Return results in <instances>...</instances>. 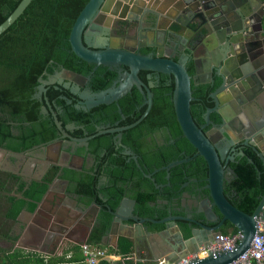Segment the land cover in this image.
<instances>
[{
	"label": "trees",
	"instance_id": "1",
	"mask_svg": "<svg viewBox=\"0 0 264 264\" xmlns=\"http://www.w3.org/2000/svg\"><path fill=\"white\" fill-rule=\"evenodd\" d=\"M21 1L0 0V24L12 14ZM89 1L33 0L24 14L0 36V147L23 152L47 143L59 135L60 130L53 114L42 113L43 105L47 106L48 110L54 109L64 129L68 124L74 123L77 129L68 133L78 138L95 135L100 126L133 124L144 114L147 105L144 104V97L137 88H133L132 92L118 102L103 104L88 111L77 109L75 104L79 97L63 87L49 85L43 95V101L35 97L40 78L48 79L62 69L91 76L89 88L92 92L110 88L118 77L117 70L106 66L94 69L95 64L80 59L72 51L70 34L73 25ZM147 73L141 72V78L146 80ZM169 77L172 76L162 74L157 85L151 88L154 95L153 107L148 116L136 127L123 133V144L139 155L143 170L134 160L128 162V157L122 154L123 148L115 144L114 134L99 135L90 141L91 152L98 162V171L95 175L89 174L83 181L82 193L96 199L104 208L102 223L90 239L91 244H101L112 219L110 210H116L128 194H132L135 199L137 214L140 217L161 220L170 215L168 206L159 207L157 204L151 205V202L161 197L172 203L174 197H180L183 190L189 189L183 185L190 179L197 180L196 184L190 183L191 188L192 185L204 187L207 184L208 163L202 156L196 155L198 150L183 135L173 103L175 81L170 82ZM217 86L219 82L214 87H195L192 84L193 96L204 98L202 106L195 101L191 103L195 122L197 119L203 121L207 108L213 107L208 93ZM65 97L72 100V103L69 104ZM213 117L217 121L220 119L217 114ZM12 128L17 132V136L12 133ZM159 130L164 132L165 144L158 148L156 155H147L142 147L147 145V137H153ZM171 139L174 140L173 143H170ZM103 152L105 155L101 156ZM244 152L245 156H240L229 164L236 177L232 182L226 183L225 194L237 208L253 214L264 195V164L253 148H245ZM186 158L190 160L175 166L169 172L162 169L171 162ZM56 171L55 168L42 181H33L27 188L22 177L0 172V238L9 236L12 224L24 209L35 211ZM70 173L76 174L72 171ZM145 173H153V179L147 178ZM101 174L108 177L111 185L106 191L105 188L99 189L97 186ZM8 181L11 182V188H8ZM12 181L18 186L15 192ZM104 191L109 198L106 203L100 198ZM11 193L22 194L25 198L12 196ZM204 193L207 195L209 191L205 190ZM179 224L186 230V236H190L191 228L183 221ZM227 226L232 230H223V235L238 232L229 222ZM162 227L163 225H157V229ZM120 245L117 251L119 255L131 254L128 241H123ZM7 258V264H81L83 260L71 258L66 263L64 260L59 261L60 263H46L44 259L36 258L31 262L26 260L21 252ZM100 264L110 263L102 261Z\"/></svg>",
	"mask_w": 264,
	"mask_h": 264
},
{
	"label": "water",
	"instance_id": "2",
	"mask_svg": "<svg viewBox=\"0 0 264 264\" xmlns=\"http://www.w3.org/2000/svg\"><path fill=\"white\" fill-rule=\"evenodd\" d=\"M32 1L33 0H22L19 3L12 14L0 24V36L24 14ZM190 1L191 0H90L80 12L73 25L70 34L72 51L80 59L95 64L96 67L106 66L111 70L117 69L122 81H116L113 86L106 90L92 92L90 89L84 88L88 82H90L91 76H83L71 70L62 69L48 79L40 78V85L38 86L36 98L43 101V95L47 92V85L57 83L59 86L69 89L80 98V102L75 104L77 109L87 111L99 105L118 102L122 97L130 93L134 86L138 87L144 94V89L148 91L146 102L148 106L140 119L126 127L108 130L99 129L98 133L95 135L97 136L108 132H122L131 129L140 124L150 113L153 106V93L140 79V71L146 70L174 76L175 89L173 92V103L178 123L180 124L184 137L198 150L197 155L202 156L206 160L209 168L207 184L201 188L202 191L208 190L209 193L193 213L195 216L201 217L203 221L207 222V225L203 224L201 227L208 231L213 230L210 225L217 224L214 228L215 237L207 243L205 247L214 241L218 235L223 234L220 228L225 222H229L238 232L242 233V238L232 250L212 252L205 257L197 256L190 260L188 264H233L250 249L257 233L259 220H264V195L253 214H248L231 203L230 199L225 194V188L226 183L230 180V174H233L234 171L226 168L227 151L231 146L237 145L239 140L231 141L228 147L221 149L215 144V138L212 137L211 134L205 133L202 128L197 125L191 112V103L194 100L192 95L193 79L185 66V59H180L179 61L166 56L165 44H162L163 37L166 39L167 35H169L168 37L178 40L179 37L183 36L182 31L185 23L181 15H185L187 11L192 10ZM201 1L204 2L202 4L203 10H193L192 13L188 12L190 14L188 16L189 25L193 29H190V31L195 34V38L199 40L200 44L202 43L207 46L208 56L211 54L212 57H214L213 63L218 67L221 60L225 59V57L229 56V58H231V56H236L234 51L228 52L225 56L219 49L226 48L227 46L228 48L231 46L232 48H238L240 45L242 47L244 43L248 41V28L250 27V23L253 22L251 13L255 12L257 9V6L253 2L255 1L261 6L263 17L264 1L237 0L238 4L236 7H227L224 0ZM155 2L161 4L162 9L156 8V6H154ZM168 7H175L178 11L177 15L167 13ZM165 17L170 18L171 21L169 20L170 24L166 31H163L165 35H162L161 38L160 32L158 31L162 29L164 19H166ZM142 20L149 22L150 25V27L145 28V31L149 34L148 39L157 41V43L154 42L149 45L156 49V55H144L139 52L137 41L133 46H129L124 44V40L120 39L119 36L115 35L116 29H119L122 24H125L123 29L131 30L133 25L139 26ZM259 22L261 23L262 35H264L262 18ZM146 36L142 34L141 38H146ZM135 37H138L137 34ZM186 38L187 41L190 39L189 37ZM255 48L251 49L254 50ZM194 51V49L189 48V55L187 57L189 58L192 55V57L198 61L199 56L196 57L197 54L195 55ZM260 51L261 52L256 51L255 55L258 56L260 53L262 54L264 48ZM239 57V62L243 65L248 58L246 47L242 49ZM260 59L256 62L253 61V64L248 61L246 63L247 65H244L246 66V70L244 69L243 72L241 68H239L238 73L233 76V79L237 81V83L228 86L231 81L226 79L225 84L221 88V90L230 89L235 95L239 93L242 95L245 92L251 96V100H255V102H250V98L242 97V99H238L240 107H247L246 103L252 105L256 103V106L260 105L264 109V74L258 69L260 62L264 64V58L261 57ZM213 63L208 61L209 71H211ZM241 63H239V65ZM122 66L129 67V71L123 72L122 69H119ZM202 70L200 66H196V76L194 80H196L198 84L209 83L211 80H204L202 77L198 82L197 79L199 75L201 76ZM249 72H255L258 76L255 74H251L254 76H249ZM209 77H211V72ZM45 99L47 100V98ZM65 99L69 104L72 103V100H69L67 97H65ZM240 107L238 109V114L241 113L242 117V109ZM42 111L47 113V107L43 106ZM213 111H215V109L208 110V123H211L210 114ZM120 112H122L121 109ZM217 112L222 116L225 123L221 131L228 135L231 134L230 130L242 134L244 145L252 147L261 157L264 164V120L262 122L254 121L253 124L247 122L245 125L242 121L239 122V117L235 119L236 122H231L232 119L230 116L232 115L228 113L229 111L217 110ZM53 115L57 127L64 132V137L70 138L74 146L79 145L87 147L89 140L95 137L90 136L81 140L71 139L66 131H64L62 123L57 118V114L53 113ZM66 129L73 130L75 126L68 125ZM119 137H122V134H119ZM6 153L18 157L25 156L24 153H14L0 147V156ZM242 155H244V153H242ZM82 160L84 161L85 159L83 158ZM184 162H186V160L174 161L163 169L169 172L172 168ZM147 177H152V175H147ZM167 177L168 179L170 178L169 173ZM48 194L49 191L46 195ZM44 200L45 197L40 203H37V208L33 213L23 211L18 218V222H21L22 216L25 213L31 214L33 217L36 215V217H38V215L44 213L41 206ZM128 200L129 198L126 196L116 210H110L112 219L109 226V234H117V230L120 224H122L121 222L130 219L136 222L137 225L135 228L138 230L144 228V223L147 221L153 223H175L178 219H184L191 223H195V219L192 215L188 217L169 215L161 220H157L140 217L138 214H134L133 211L132 216L123 218L121 215V208ZM132 203L135 205V200L132 201ZM96 206L97 203H93V207ZM82 211L85 212L86 208H82ZM50 219L51 218L47 217V221L50 222ZM85 219H88V217L85 216ZM91 220L95 223L97 215L93 216ZM195 233L196 230H193V235ZM176 240L178 244L173 246V249L179 252V248L184 241L181 233L178 234ZM133 243L134 248L137 249V240L133 239ZM198 252L199 250H196L194 254ZM183 259L186 258H168L156 264H176Z\"/></svg>",
	"mask_w": 264,
	"mask_h": 264
},
{
	"label": "flooded vegetation",
	"instance_id": "3",
	"mask_svg": "<svg viewBox=\"0 0 264 264\" xmlns=\"http://www.w3.org/2000/svg\"><path fill=\"white\" fill-rule=\"evenodd\" d=\"M260 1H264V0H260ZM237 2H238L237 0H224V3H226L227 7H236L238 4ZM190 3H191L192 10L187 11L185 15H181V17L183 18V22L185 23V26L183 27V31H182L183 33L182 34H183L184 38L189 37L190 39L186 42H181V41H178L177 39H173L172 37H168L169 35H167L166 39H164V37H163L162 44H165L164 47H165L166 56L172 57L174 60H179V61H180V59H182V60L186 59L185 66H186L189 74L191 75V77L193 79L192 84L195 87H199L201 85H210L211 87H214L219 82V86H217V88L215 90L208 93V98H209L210 102L213 103V107L207 108L206 112L203 115V121L201 119H197L198 121L196 123L199 127L202 128V130L205 133H209V134H211L212 137L215 138V144L221 149L228 147V145H230L231 141L239 140V143L237 145L231 146L230 149L227 151L226 168L232 169L229 165L230 162H234L240 156H245L244 150H245V148H248V146L244 145V143H243L244 140L242 139L243 138L242 134H239L237 132H234L233 130H230L231 134L228 135L226 133H223V131H221L223 129L225 123L223 121L222 116L217 112V110H222L225 112L229 111L228 113L230 115H232V116H230V118L232 119L231 122H236L235 119H237L239 117V119H238L239 122L242 121L243 124L246 125L247 122H249L251 124H253L254 121L255 122H262L264 120V109L260 105L256 106V103L255 104L253 103L254 105H252L250 103H246L247 107H245V108L240 107V104L238 103V99H242V97L243 98H250L251 96H249L245 92L242 95L240 93L235 95L232 90H230V89L221 90V88L225 84L226 79L231 81V83L228 84V86L231 84L237 83V81H235L233 79V76L238 73L239 68H241V70L244 72V69L246 70V66H244V65H247L246 63L248 61H249V63L253 64V61L256 62L261 57L264 58V51L262 52V54L260 53V55H258V56L255 55L256 51L261 52L260 50L264 48V35H262L261 23L259 22V20L262 18V22H263L262 25H263V31H264V16L262 17L263 13L261 11L262 10L261 6H259V4L254 1L253 3L257 6V9L255 12L251 13V18H252L253 22L250 23V25H249L250 27L248 28V30H249L248 41H246L242 47H241V45L238 48H232V46L228 48V46H227L226 48L219 49V51L221 53H223L225 56L230 51H234V54L236 56H234V57L231 56V58H229V56L225 57V59L221 60L220 65L218 67H216L213 63L214 57H212L211 54H209L210 56H208L207 46L203 45L202 43L200 44L199 40L197 38H195V34L190 31V29L191 30H193V29L189 25L188 16L190 14L188 12L192 13L193 10H203L202 4L204 2L201 0H191ZM157 5H158V3L155 2L154 6H157ZM263 6H264V3H263ZM156 8L162 9V6L160 8L159 7H156ZM169 14L173 15L171 12ZM165 18L166 19H164V22L162 25L163 27L160 30L162 35H165L163 33V31H166V29H167V27L171 21L170 18H167V17H165ZM242 22H243V19H242ZM141 25H143V26H141ZM124 27H125V24H122L119 29L118 28L116 29L117 31L115 34V35L119 36L120 39L124 40V44H127L129 46H133L134 43L137 41V46L139 48L140 53H142L144 55H147V54L156 55V49L153 47H150L149 45L154 43V42L157 43V41H153V40L148 39L149 34H148V32L145 31V28L150 27L149 22L142 20L141 24L139 26L133 25V27H132L133 29L131 28V30L123 29ZM141 27H143V29H141ZM136 34L138 36L137 38L135 37ZM142 34H144L145 36L147 35L146 38L142 39L141 38ZM186 40H187V38H186ZM245 47H246V53H247L248 58H247V61L242 65V63L239 62V60H240L239 56L241 55L242 49ZM189 48L195 50L194 53H195V55L197 54L196 57L199 56L198 61H196L195 58L192 57V55L189 58L187 57L189 55ZM251 48H255V49L253 50ZM171 52L172 53L174 52V54H171ZM181 55H183V56H181ZM208 61L213 63L211 71L208 70ZM239 63H241V64L239 65ZM197 65L203 69L201 71V76L199 75V77L197 79L198 82L200 81V78L202 77V78H204V80H207V79L211 80L209 83H200V84L196 83L197 81L194 80V77L196 76V66ZM213 66H214V68H213ZM96 68L97 67H95L94 69H96ZM119 69H122L123 72L129 71V67H127V66H122ZM258 69H259V71L263 72V74H264V64L262 62H260ZM141 72H148L145 76L146 80L141 78V76H140ZM210 72H211V77H209ZM249 74H250L249 76H254L251 74H255L256 76H258L255 72H252V73L249 72ZM161 75H162V73L159 74L157 72H151V71H146V70H142L139 72L140 79L150 89V91H151V88L155 87L157 85V83L160 81ZM165 75H167V74H165ZM170 76H172V75H170ZM172 80H174V76L169 77V81L171 82ZM116 81H120V82L122 81V79H120L119 72H118V77L116 78L114 83ZM52 85H55L57 88L63 87V86H59L57 83L52 84ZM47 86H49V85H47ZM63 88H65V87H63ZM84 88L90 89L89 88V82ZM133 88H137L139 90V92L144 97V104L147 105L146 102H147L148 91L146 89H144V92H145V94H144L143 92H141V90L138 87L134 86ZM133 88H132V90H133ZM132 90H131V92H132ZM263 93H264V91H263ZM192 95H193V89H192ZM35 97H36V95H35ZM153 97H154V95H153ZM263 98H264V95H263ZM201 99L194 97L193 101L197 102L198 105L202 106L203 105L202 101H204V98H201ZM251 101L255 102V100H251V98H250V102ZM78 102H80V98H78ZM239 107L242 109V117H241V113L238 114ZM209 109H215V111H213L210 114L211 123L207 122V113H208ZM50 112L52 114L56 113L54 111V109H52V108L50 110H48L47 113H44L42 111V113L45 115L49 114ZM216 114L220 118L219 121H217L213 117ZM122 117H123V119H125L124 115ZM15 125H18V123H15ZM68 125H74L75 129H77V126L74 123H71ZM66 127H65V129L63 127V129L71 137V139H80L81 140V139L90 137V136H87L84 138L74 137L70 133H68V131H74L75 129L67 130ZM120 127H126V126H117V127L100 126V127H98V131H99V129L108 130V129H116V128H120ZM128 130H130V129H128ZM125 131H127V130H124L122 132H111V133L108 132V133H104V134H114L113 140L118 147L123 148L122 154L124 156L128 157V162L134 160L136 162L137 166L140 169H142L141 164L139 162V155L137 153H135V151H133L131 148L125 146L122 142L123 133ZM12 133L14 134V136L18 135L14 128H12ZM119 134H122V137H119ZM95 135H91V136H95ZM100 135H103V134H100ZM97 136H99V135H97ZM97 136H95V137H97ZM93 139H91V140H93ZM91 140H89V144L87 147L79 146V145L74 146L73 145L74 143L70 140V138L64 137V132H62L60 130L59 135H57L53 140H51L47 143H42V144L36 145V146H34L30 149H27L23 152H17V153H24L25 154L24 157L13 156V155L8 154V153L4 154L3 156H0V172H6V173L8 172L10 174L22 177L24 182L27 184L26 188L33 181H42L48 173H50L52 170H54L56 168L57 169L56 174H55L52 182L49 183V186H48L46 193L42 197V199L45 197V200L42 202L41 206H43V204L46 201H48L49 198L51 197V199H53L54 202L58 203V205L60 203L66 202V201H72V202H76L77 205H80L82 208H86L87 211H85V212L82 211V212L85 214L86 217H88V219H85V217H84L83 220L85 221L84 223L86 224V229H88V230L91 229L90 239L93 237L95 230L101 225L102 215L104 212V208L102 207L101 204L97 203L96 199H92V198H90V196L86 195L85 193H82V192H84L83 191V181L86 179V177L89 174L95 175L98 171L97 159H96L95 155L91 152V149H90V141ZM146 140L148 141V143H147V145H144L142 147L143 151H145V153L147 155H156L158 153L157 152L158 148L165 144L164 132L161 130L156 131L154 133L153 137H147ZM173 142H174V140L171 139L170 143H173ZM1 148H4V147H1ZM4 149L15 153V151H12L10 149H7V148H4ZM242 153H244V155H242ZM104 155H105V152H103L101 154V156H104ZM83 158L85 159L84 161L82 160ZM181 160H186V162H187L190 160V158L181 159ZM186 162H184V163H186ZM70 171L75 172L76 174H71ZM156 171H158V170H156ZM147 175H152V177H147ZM145 176L147 178L153 179V173H145ZM229 177H230L229 178L230 180L228 182H232L236 177L235 171L233 174H230ZM192 180H196V179H190L186 184H184L183 187L189 188V189L183 190L180 197H174V199L171 201L172 203H170L169 200L162 199L161 197H159L155 202H151V205L157 204L159 207L168 206V209L170 210V215H173L176 217H188V216L192 215L193 218L195 219V223H191V222L184 220V219L176 220L178 224L180 221H183L188 226H190V228H191L190 237L193 234V230L205 229L201 226H203V224L207 225V222L203 221L201 217L195 216V214H193L194 211H196L197 207L200 206V203H201L200 201H202L206 197V194L204 193V191L201 190V188H202L201 186H198V185L193 186L192 185V188L189 187L190 183H194V184L197 183V180H196V182H193ZM10 183L11 182L8 181V188H11ZM12 184H13V191L15 192L18 189V186L14 185L13 181H12ZM97 186L99 189L105 188V191L107 189H109V187L111 185L109 183L108 177L101 174ZM157 187H160V186H157ZM48 191H49V194L46 195ZM105 191H104V193L100 194V198L106 203L109 198H108L107 194L105 193ZM7 193L8 192H6V194ZM0 195H1V192H0ZM10 195L17 196L18 198H21V199L25 198L22 194L11 193ZM128 196H132V194H130V195L128 194ZM188 196H190V197H188ZM192 198H193L194 203L191 204L189 202V200L191 201ZM42 199L40 201H38V203H40L42 201ZM197 201H199L198 206L195 205V203ZM95 202L97 203L99 210H95V208H93V203H95ZM134 207H135L134 213L137 215V203H136V201H135ZM88 209H90L91 211H88ZM23 211L33 213L31 211H28L27 209H24ZM52 211H53V208H52ZM21 213H20V215H21ZM70 213L72 214L71 211H70ZM60 214L61 213H57V212L53 213L52 212V213H50V216H48L49 218H51L50 222L47 221V219L44 220L48 224V227H47V225H46V227L48 228V230L51 233L53 232L56 234V232H58V233L64 232L63 230L66 229L67 225L63 229L62 225L59 224V222H61V221H59L60 220L59 217L61 216ZM68 215H69V213H68ZM96 215H97V220L95 221V223H93V220H91V219L93 218V216H96ZM23 216H22V218H23ZM68 217H70V216H68ZM89 218H91V219H89ZM84 223H83V221H81V222H79V225L84 224ZM69 224L70 223H68V226H69ZM20 225H21V223L18 222V219H17V221L12 224V228H11V231L9 232V236L6 238H0V257L11 256V255H14L16 252H21L20 249H18V248H20L23 244H25L26 241H25L24 236H23L25 231L23 230V227H21ZM179 226L181 227L180 224H179ZM210 226L213 229L210 232L214 233V228L217 226V224H213ZM47 228H45V229H47ZM225 229L232 230L231 227L227 226V222H225V224L220 228L221 231H223ZM31 232L36 234V236H35L36 238L44 236L43 231L41 232V230H34L31 228H28L26 230V234H28V235H32ZM107 233H109V228H108ZM181 235H182V237L184 236L185 238H188V236H186V230L182 227H181ZM45 237H46V235H45ZM177 238H178V235H177ZM71 240H70V238H68V239L63 238L61 240V243H59V245H58V241H57L56 242L57 248L58 249H60L61 247H62V249L67 248L68 244L66 241H71ZM183 240H184V238H183ZM52 241H55V240H52Z\"/></svg>",
	"mask_w": 264,
	"mask_h": 264
},
{
	"label": "crops",
	"instance_id": "4",
	"mask_svg": "<svg viewBox=\"0 0 264 264\" xmlns=\"http://www.w3.org/2000/svg\"><path fill=\"white\" fill-rule=\"evenodd\" d=\"M156 7L160 8L161 4H158ZM170 12L173 15H177V9L175 7H168L167 13ZM141 29H143V27H141ZM158 32H160V37H162L161 31ZM178 41L186 42L187 40L184 38V36H181L179 37ZM171 54H174V52H171ZM128 198L129 200L126 201L121 208V215L123 218H129L132 216L135 208V205L132 203V201H134L132 196H128ZM189 202L191 204L194 203L193 198L191 201L189 200ZM64 203H60L58 205V203L54 202V200L50 197L49 200L46 201L42 206L44 213L38 217H33L28 213L24 214L20 222V226L23 227V230L25 231L23 236L26 242L18 249H20L26 260L33 262L36 260V258H42L46 263H60L59 261L61 260H64L66 263V261L70 260L71 258L83 259L81 246L84 243L91 244L89 243L91 229H86V224L83 220L85 214L82 212V207L80 205H77L76 202L72 201H66ZM195 205L198 206L199 201H197ZM93 208H95V210H99L98 206ZM88 211L91 210L88 209ZM52 212L61 213V216L59 217V221L61 222H59V224L62 225L63 229L67 225L66 229L63 230L64 232H56L55 234L48 230V224L44 220L47 219V217L50 216V213ZM81 221H83L84 224L79 225V222ZM149 222L150 221L144 223L145 229L142 228L138 230L135 228L137 224L134 220L130 219L124 222L122 221V224H120V227L117 230V234L112 235L107 233L103 237L100 245H91L107 250L112 258L104 261L109 262L110 264H156L162 260H167L168 258H187L191 254H194L196 250H200L201 248L205 247V245L215 237L214 233H211L206 229L196 230V233L194 235L192 234L191 237L188 236V238H185L183 236L184 241L179 248L180 251L176 252L173 249V246L178 244L176 240L177 235L181 233V227L177 221L175 223L150 222L151 224H148ZM68 223H70L69 226ZM157 225H163V227L161 229H157ZM28 228L41 230V232L43 231L44 236L36 238V234L32 232L31 233L33 236L28 235L26 234V230ZM67 237L70 238V240L72 239L71 241H66L68 247L65 249H62V247L58 249L56 242L58 241L59 245L61 240L63 238L68 239ZM133 239L137 240L138 242L137 249L134 248ZM123 241H128L131 245V254L127 256L122 254L119 255L117 253L119 247L121 246L120 244ZM0 258L8 262L7 256Z\"/></svg>",
	"mask_w": 264,
	"mask_h": 264
},
{
	"label": "built area",
	"instance_id": "5",
	"mask_svg": "<svg viewBox=\"0 0 264 264\" xmlns=\"http://www.w3.org/2000/svg\"><path fill=\"white\" fill-rule=\"evenodd\" d=\"M257 228L250 249L233 264H264V220H259ZM241 238V232L233 235H218L214 241L201 248L198 253L190 255L176 264H188L190 260L197 256L205 257L212 252L232 250ZM81 250L83 264H100L102 261L112 258L107 250L94 247L88 243L82 244Z\"/></svg>",
	"mask_w": 264,
	"mask_h": 264
},
{
	"label": "rangeland",
	"instance_id": "6",
	"mask_svg": "<svg viewBox=\"0 0 264 264\" xmlns=\"http://www.w3.org/2000/svg\"><path fill=\"white\" fill-rule=\"evenodd\" d=\"M0 264H7V261H5L2 258H0Z\"/></svg>",
	"mask_w": 264,
	"mask_h": 264
}]
</instances>
